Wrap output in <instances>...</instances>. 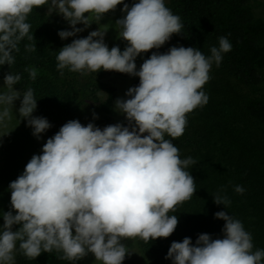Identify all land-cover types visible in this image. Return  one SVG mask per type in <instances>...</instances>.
Instances as JSON below:
<instances>
[{
  "label": "clouds",
  "instance_id": "obj_1",
  "mask_svg": "<svg viewBox=\"0 0 264 264\" xmlns=\"http://www.w3.org/2000/svg\"><path fill=\"white\" fill-rule=\"evenodd\" d=\"M121 4L126 15L116 25L127 42L123 51L118 46L109 50L104 43L105 25L103 31L98 28L63 46L56 59L61 75L67 68L82 75L104 70L139 77V85L125 93L130 98L115 101V110L125 115L129 126L117 123L101 130L71 120L47 139L42 154L33 155L9 184L15 214L3 213L0 264H14L17 242L28 259L55 250L69 261L92 253L101 264H122L131 254L123 240L171 236L178 218L169 213L196 191L186 170L196 161L181 159L165 136H182L187 114L207 104L202 89L211 66H219L222 53L232 49L226 36L219 37V47H212L208 57L194 47L173 46L164 54L153 52L137 71L135 59L141 53L159 49L183 28L164 0H138L130 8L124 0H0V65L11 66L20 41L34 38L26 22L34 8L47 5L49 15L55 11L63 16L72 28L58 32L63 40L84 30L77 24L87 28ZM25 47L36 50L35 45ZM25 70L34 81L37 70ZM20 80L19 74L4 76L7 91L0 93V124L12 118L14 101L20 99L19 117L39 139L51 125L32 115L37 99L31 88L21 94L13 87ZM234 190L245 191L239 185ZM213 201L225 208L231 203L219 193ZM214 218L225 221L222 239L200 234L193 245L186 237L172 242L165 258L172 264H261L264 250L253 252L252 236L241 221L225 211ZM14 225H20L18 230H12Z\"/></svg>",
  "mask_w": 264,
  "mask_h": 264
},
{
  "label": "trees",
  "instance_id": "obj_2",
  "mask_svg": "<svg viewBox=\"0 0 264 264\" xmlns=\"http://www.w3.org/2000/svg\"><path fill=\"white\" fill-rule=\"evenodd\" d=\"M164 2L180 17L183 28L159 49L145 52L139 68L153 52L164 54L173 46L194 47L208 57L212 47H219L221 36L228 38L232 49L222 53L219 66L215 62L211 66L210 79L202 89L209 98L207 104L187 114L182 136L176 139L165 136L179 149L181 159L191 157L196 161L186 169L196 183L194 195L169 213L178 218L174 233L148 242L136 238L122 243L128 249L137 247L144 264H172L171 259L165 258L172 242H182L187 237L195 245L200 234L222 239L225 221L214 218V214L225 211L241 221L245 231L251 234L253 252L264 250V18L255 16L250 0ZM26 22L31 25L30 34L34 38L20 41L11 66L0 65V80L4 81L8 73L19 74L21 80L13 87L21 93L33 89L37 107L32 115L47 119L51 125L44 132L45 141L71 120H78L84 126L107 124V117L115 115L113 88L98 80L95 88L88 89L95 72L82 75L65 68L61 75L57 69L56 57L67 41L58 36L59 31L66 30L63 20L55 13L49 15L45 5L34 8ZM26 45H35L36 50L28 51ZM30 68L37 70L34 81L25 70ZM138 85L139 77H136L127 90ZM87 89L91 93L88 98L106 118H85L81 114ZM99 91L106 93L105 99L97 95ZM121 125L129 126L125 118ZM237 185L245 189L243 194L235 192ZM217 193L227 196L230 205L225 208L215 204L213 197ZM2 226L3 215H0ZM62 255L53 250L28 259L17 242L14 264H93L96 260L92 253L77 261L61 259Z\"/></svg>",
  "mask_w": 264,
  "mask_h": 264
},
{
  "label": "rangeland",
  "instance_id": "obj_3",
  "mask_svg": "<svg viewBox=\"0 0 264 264\" xmlns=\"http://www.w3.org/2000/svg\"><path fill=\"white\" fill-rule=\"evenodd\" d=\"M137 2L138 0H124V3H127L129 8L134 3ZM263 2L264 0H250L251 8L255 16L264 18ZM122 7L123 4L117 5L114 11H109L108 13L104 14L100 21L93 20L92 23L87 28H85L83 24H77L75 26L76 28H82L84 30L77 33L75 36L68 37L66 41V45L70 44L74 39L87 37L90 32L95 31L98 28H100V30L103 31L105 29V25H107L108 28L104 35V43L108 46L109 50L113 46H118L120 50L123 51L127 46V42L119 37L118 33L120 31V28L116 25V21L118 19L123 18L126 15L125 12L121 11ZM52 13H55L57 16L60 17L61 20H63V22L66 24L67 31H72L71 26L63 18L62 15L57 14L55 11ZM144 55L145 53H141L135 59L137 71L139 69V64L143 59ZM92 76L93 78L92 81L88 84L89 85L88 89L95 88L97 86V81L100 80L106 87H111L114 90V99L112 102V106L115 111V115L111 117H107L108 118L107 124H98L95 127H98L101 130H103L104 127L109 125H115L117 123L122 124L125 115L115 110V101L117 99H126L125 93L127 92V88L129 87L131 82L135 80L136 76H130L124 73L120 74L116 71H102L100 75L99 72H97L94 73ZM82 82L85 84L86 82L85 79ZM88 89L85 90L84 93L83 102L81 104V114L85 118L87 117L93 119L106 118V115L96 107V104L91 101V98H88V95L90 96L91 94L90 90ZM6 91L7 88L4 85V81L0 80V93H4ZM97 95L102 100L105 99L106 97V93L102 91L97 92ZM19 107H20V99H17L16 101H14L12 114H11L12 118L5 120L3 124H0V215H3V213H6L8 211H13V215L15 214L14 210H12L11 208V203H10L11 190L9 189V184L12 181L16 180L17 177L23 173L26 164L30 161L33 155L42 154V147L46 142L44 133L40 134L39 139H37L32 134L33 129L27 126V121L19 117L18 114ZM24 143H26V147L28 148V150H30L28 154L24 153L23 147L20 148L21 146L20 144L24 145ZM19 227L20 225H14L13 231L17 230ZM127 250L131 254L126 255L122 264H144L142 261V255L140 251L137 249V247H133L131 249L127 248ZM93 264H101V262L95 260Z\"/></svg>",
  "mask_w": 264,
  "mask_h": 264
},
{
  "label": "bare ground",
  "instance_id": "obj_4",
  "mask_svg": "<svg viewBox=\"0 0 264 264\" xmlns=\"http://www.w3.org/2000/svg\"><path fill=\"white\" fill-rule=\"evenodd\" d=\"M25 125H26V124H25ZM26 131H27V130H26ZM23 132H24V131H23ZM25 135H27V134H25ZM28 135H29V134H28ZM13 139H14V138H13ZM13 139H12V140H13ZM16 142H17V141H16ZM16 142H15V143H16ZM17 143H18V142H17ZM20 145H21L20 148L23 147V149H24L23 151H24L25 154H28V153L30 152V150H28V148L26 147V143H24V145H22V144H20ZM15 146H16V145H15ZM15 146H14V147H15ZM17 146H18V145H17ZM17 148H19V147H17ZM15 149H16V148H15ZM16 150H17V149H16ZM21 150H22V149H21ZM19 152H20V151H19ZM19 152H17V153H19ZM24 153H23V154H24ZM20 157H21V156H20Z\"/></svg>",
  "mask_w": 264,
  "mask_h": 264
}]
</instances>
